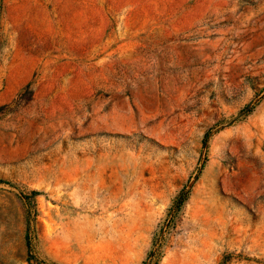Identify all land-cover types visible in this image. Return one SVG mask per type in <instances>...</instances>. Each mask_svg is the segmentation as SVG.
<instances>
[{"label": "rangeland", "instance_id": "1", "mask_svg": "<svg viewBox=\"0 0 264 264\" xmlns=\"http://www.w3.org/2000/svg\"><path fill=\"white\" fill-rule=\"evenodd\" d=\"M0 264H264V0H0Z\"/></svg>", "mask_w": 264, "mask_h": 264}, {"label": "trees", "instance_id": "2", "mask_svg": "<svg viewBox=\"0 0 264 264\" xmlns=\"http://www.w3.org/2000/svg\"><path fill=\"white\" fill-rule=\"evenodd\" d=\"M181 196H182V195H179V198L177 199V203H178L179 201L182 202L183 198H181ZM181 202H180V203H181Z\"/></svg>", "mask_w": 264, "mask_h": 264}]
</instances>
